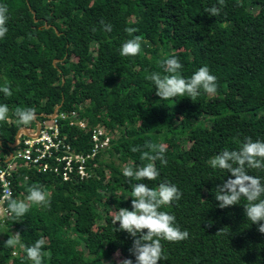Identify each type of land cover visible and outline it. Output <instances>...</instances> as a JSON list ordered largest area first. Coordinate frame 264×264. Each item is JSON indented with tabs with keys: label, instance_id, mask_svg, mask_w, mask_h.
I'll list each match as a JSON object with an SVG mask.
<instances>
[{
	"label": "trees",
	"instance_id": "16d2710c",
	"mask_svg": "<svg viewBox=\"0 0 264 264\" xmlns=\"http://www.w3.org/2000/svg\"><path fill=\"white\" fill-rule=\"evenodd\" d=\"M0 5L8 8L0 86L9 83L13 93L0 92V104L9 107L8 119L0 122V161L13 151L9 145L17 131L34 125L17 123V107L34 108L38 121L59 105L61 112L75 111L89 132L65 125L61 133L77 153L88 152L94 128L118 134L91 162L97 168L84 181L63 182L18 163L12 199L26 201L28 187L40 185L50 207L30 205L22 222L11 216L0 227V264H33L26 248L40 238L47 253L43 264H119L114 254L135 264L129 253L133 238L116 231L115 218L108 216L100 231L93 227L111 210H132L133 184L155 189L166 181L182 197L161 210L174 215L189 237L162 241L167 259L158 264H264V234L247 220V201L220 209L214 189L231 174L208 164L225 149L239 150L246 137L264 141V0H225L223 7L218 0H0ZM213 6L220 8L215 17L206 11ZM101 20L112 25L111 32ZM134 36L142 38L140 53L121 56V46ZM168 57L179 60L185 79L207 66L220 95L160 100L146 77L165 74L160 62ZM145 143L163 144L168 163L154 162L160 173L154 181L129 180L125 167L148 163L142 152L131 151ZM248 174L264 182V169ZM11 230L20 233L24 247L5 246ZM15 250L21 260L13 257Z\"/></svg>",
	"mask_w": 264,
	"mask_h": 264
},
{
	"label": "clouds",
	"instance_id": "9594fccd",
	"mask_svg": "<svg viewBox=\"0 0 264 264\" xmlns=\"http://www.w3.org/2000/svg\"><path fill=\"white\" fill-rule=\"evenodd\" d=\"M218 3L223 7L225 0H218ZM206 11L209 16L215 17L220 14V8L216 6ZM7 22L8 8L6 5H0V39L4 38L8 32ZM100 23L104 31L111 32V24L103 20ZM126 31L131 34L136 29L128 28ZM141 41L140 36L128 39L121 46L120 55L123 57L137 56L141 51ZM160 63L165 74L153 72L146 77L155 86L156 95L160 100L166 101L178 96H186L193 101L202 92L215 95L217 78L210 73L207 66L199 68L190 78L185 79L181 75L182 64L176 57L165 58ZM0 92L6 97L13 94L11 85L7 82L0 86ZM8 113V105L0 104V122L8 119ZM14 115L20 125H28L36 119V111L30 107H17ZM131 151L142 152L141 159L148 163L138 168L125 167L123 176L129 180L154 181L160 175L154 162L159 161L162 166L168 163L165 156L166 148L163 144L145 143L142 147H133ZM208 164L212 169L223 170L231 174V178L223 181L214 189V198L219 202L218 207L225 209L238 205L241 199L246 200L247 203L243 208L247 220H250L252 224H257L258 231L264 234V223H261L264 222V199L261 198L264 197V182L260 177L248 174L249 169H264V141H253L251 137H246L239 150L225 149L212 157ZM27 192L26 201L12 199L10 194L5 197L7 200L5 212L12 216L14 222H22L30 205L50 207L48 193L43 186L31 185ZM131 197L132 210L120 208L115 217L114 223L119 224L116 231L125 232L133 238L129 253L135 257V264H158L161 260L167 259L164 255L162 241L177 243L189 237L186 230L182 231L176 225L174 215L161 210L178 202L182 197V192L175 184L167 181L160 183L155 189L149 188L146 183H136L132 185ZM17 245L24 247L18 232L9 236L5 242V246L9 248H15ZM44 245L45 239L40 238L26 248L27 258L33 264H43L44 257L47 255L43 251ZM119 264H133V260L123 259L119 261Z\"/></svg>",
	"mask_w": 264,
	"mask_h": 264
},
{
	"label": "built area",
	"instance_id": "2783aa9c",
	"mask_svg": "<svg viewBox=\"0 0 264 264\" xmlns=\"http://www.w3.org/2000/svg\"><path fill=\"white\" fill-rule=\"evenodd\" d=\"M65 125L89 132L86 121L78 119L75 111L65 113L58 110L52 118L48 116L39 121L36 133H22L13 151L9 152L11 156L8 153L4 160L0 161V227H5L11 217L5 212V197L10 194L12 198V175L16 172L19 162L37 173L53 174L63 182L84 181L97 168V165L91 162L98 154L108 149L114 139L110 136L111 133L102 127L94 128L90 133L88 152L77 153L66 143V135L61 133V127Z\"/></svg>",
	"mask_w": 264,
	"mask_h": 264
},
{
	"label": "rangeland",
	"instance_id": "374dc122",
	"mask_svg": "<svg viewBox=\"0 0 264 264\" xmlns=\"http://www.w3.org/2000/svg\"><path fill=\"white\" fill-rule=\"evenodd\" d=\"M215 95H220V94H218V93H216ZM27 128H28V130H29V132L30 133H34L35 131H36V129L34 128V125H29V126H26ZM110 133V132H109ZM110 136H113L114 137V139L115 138H117L118 137V134L117 133H115V132H112L111 134H110ZM168 149V148H167ZM103 160L105 161V162H108V160H109V158H108V156H104L103 157ZM124 166L122 165V167L121 168H123ZM108 175V174H107ZM49 195V194H48ZM117 211H114V210H111L110 212H108V214H106L107 216H104V218H103V220H101V221H96V223H95V226L93 227V229L95 230V231H100L101 230V226H102V224H103V222H104V220L109 216V217H111L112 219H114L115 217H116V215H117ZM12 234H15V232L14 231H10ZM21 248V247H20ZM20 254H21V251H19V250H15V253L13 254V257L14 258H17L18 260H21L19 257H20ZM112 259H114V260H116V261H120L121 260V256L119 255V254H114L113 256H112Z\"/></svg>",
	"mask_w": 264,
	"mask_h": 264
},
{
	"label": "water",
	"instance_id": "95a60500",
	"mask_svg": "<svg viewBox=\"0 0 264 264\" xmlns=\"http://www.w3.org/2000/svg\"><path fill=\"white\" fill-rule=\"evenodd\" d=\"M60 107H61V105H59L57 108H55V110L53 111L52 115L49 116V118H52V116L56 114V112L58 111V109H59ZM34 123H35V129H36V131H37L38 128H39V121L35 119V120H34ZM26 131L29 132V130H28L27 127H21V128L17 131V133H16V135H15V139H14L13 144L9 145L10 149H13V148L16 146L17 142L19 141L20 135H21L22 133H23L24 135H26V133H27ZM36 131H35V133H36ZM9 156H11V153H9Z\"/></svg>",
	"mask_w": 264,
	"mask_h": 264
}]
</instances>
